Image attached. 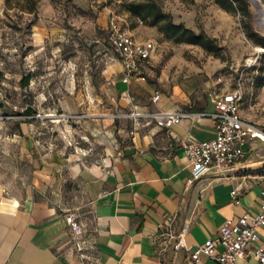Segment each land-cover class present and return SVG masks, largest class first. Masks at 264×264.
Instances as JSON below:
<instances>
[{
  "label": "crops",
  "instance_id": "0c3cea01",
  "mask_svg": "<svg viewBox=\"0 0 264 264\" xmlns=\"http://www.w3.org/2000/svg\"><path fill=\"white\" fill-rule=\"evenodd\" d=\"M126 28L136 40H149ZM153 56L140 68L144 79L129 82L119 59L111 57L103 77L125 113L97 122L93 147L65 153L38 146L22 129L21 170L17 177L5 175V158L0 168V264H218L205 255L194 261L190 252L214 238L226 218L261 209L262 135L247 138L242 159L187 183L183 144L214 137L210 114L220 92L174 56L161 66ZM160 112L184 115L165 125L154 118ZM234 188L238 203L231 199ZM72 216L80 226L75 236ZM169 229L182 233L176 250L164 242ZM257 235L249 251L264 245V226ZM75 240H83L84 249L76 250ZM244 264L264 263L249 254Z\"/></svg>",
  "mask_w": 264,
  "mask_h": 264
},
{
  "label": "rangeland",
  "instance_id": "374dc122",
  "mask_svg": "<svg viewBox=\"0 0 264 264\" xmlns=\"http://www.w3.org/2000/svg\"><path fill=\"white\" fill-rule=\"evenodd\" d=\"M136 1L0 0V168L5 158V175L17 177L23 166L22 129L38 146L76 152L93 147L98 121L125 113L103 77L106 65L118 59L107 40L112 16L149 37L158 66L174 56L188 72L212 82L216 92L240 89L241 113L264 129V45L259 43L264 0H247L249 16L216 0H155L169 14L155 22L132 8ZM169 21L203 32L219 49L188 43L187 34Z\"/></svg>",
  "mask_w": 264,
  "mask_h": 264
},
{
  "label": "built area",
  "instance_id": "2783aa9c",
  "mask_svg": "<svg viewBox=\"0 0 264 264\" xmlns=\"http://www.w3.org/2000/svg\"><path fill=\"white\" fill-rule=\"evenodd\" d=\"M107 40L111 49L116 53L123 68L122 78L125 82L134 79H144L140 68L153 51V43L149 40L138 41L123 27L115 16L108 21ZM159 93L152 96L156 101ZM242 93L236 88L215 95V110L211 117L215 122V135L206 140L191 139L183 144L185 156L190 165V175L187 183L191 184L213 167L230 165L245 156L243 148L250 136L262 135L264 130L248 120L239 107ZM184 114L181 112H160L154 115L157 123L170 125L177 123ZM237 188L230 195L234 203L239 202ZM171 217H167L165 225L169 226ZM69 226L73 236L80 233V226L75 217L69 218ZM264 226V201L259 211L245 212L239 216L226 218L218 228L214 238L194 246L190 258L197 261L201 255L216 260L218 264H244L249 254L259 263H264V245L258 244L252 251L247 249L249 243L258 239L257 230ZM164 242L171 244L174 250L183 244L182 233L171 229L164 233ZM83 240H75L76 250L84 249Z\"/></svg>",
  "mask_w": 264,
  "mask_h": 264
},
{
  "label": "trees",
  "instance_id": "16d2710c",
  "mask_svg": "<svg viewBox=\"0 0 264 264\" xmlns=\"http://www.w3.org/2000/svg\"><path fill=\"white\" fill-rule=\"evenodd\" d=\"M221 6L227 10H240L243 15L250 14L247 0H216ZM132 8L141 13L145 18L155 22L160 19L169 17V14L164 12L155 0H139L133 2ZM169 26L180 29L183 34H187V42L191 44H199L204 46L209 51H216L219 47L213 44L210 37L204 35L203 32H195L193 29L186 27L182 22L174 23L169 21ZM259 43L264 45V38H260Z\"/></svg>",
  "mask_w": 264,
  "mask_h": 264
},
{
  "label": "bare ground",
  "instance_id": "6f19581e",
  "mask_svg": "<svg viewBox=\"0 0 264 264\" xmlns=\"http://www.w3.org/2000/svg\"><path fill=\"white\" fill-rule=\"evenodd\" d=\"M262 1V0H261ZM260 50H262V49H260ZM54 121H58L59 122V119H54Z\"/></svg>",
  "mask_w": 264,
  "mask_h": 264
}]
</instances>
